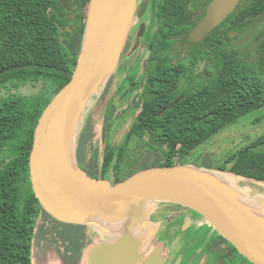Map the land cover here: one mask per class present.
Instances as JSON below:
<instances>
[{"label":"trees","instance_id":"obj_1","mask_svg":"<svg viewBox=\"0 0 264 264\" xmlns=\"http://www.w3.org/2000/svg\"><path fill=\"white\" fill-rule=\"evenodd\" d=\"M83 1L86 6L87 0ZM60 7L58 0H0V264H32L37 218L40 214L52 218L33 192L29 155L41 112L71 78L85 25L81 21L72 33L63 29L55 11ZM258 16L264 17V0H241L226 20L242 27ZM85 17L86 11L82 14ZM230 31L225 39L232 35ZM204 43L205 50L194 51L192 57L195 62L206 58L212 63L209 81L191 88L193 67L153 64L135 122L117 147L106 137L100 166L96 152L91 159L86 158L93 136L88 121L76 150L77 163L88 175L103 178L115 159L114 182L147 167L177 163L209 170L226 181L233 174L264 182V133L229 153L215 169L207 162L196 165L183 160L196 146L264 106L263 45L254 57L250 48L238 52L225 47L214 31ZM183 77L186 86L181 82ZM27 84L41 86L33 94L10 92ZM3 90L7 93L1 94ZM132 137L141 143L130 159L127 144ZM60 224L80 234L81 241L75 244L78 253L74 260H78L79 249L86 244L85 226Z\"/></svg>","mask_w":264,"mask_h":264},{"label":"water","instance_id":"obj_2","mask_svg":"<svg viewBox=\"0 0 264 264\" xmlns=\"http://www.w3.org/2000/svg\"><path fill=\"white\" fill-rule=\"evenodd\" d=\"M238 2L211 0L204 16L190 29L188 39L193 44L203 40ZM136 4L137 0H90L71 78L45 106L34 128L29 155L33 192L42 209L54 219L85 224L109 235H100L90 246L91 264H162L159 250L144 252L158 230V225L147 220L156 202L191 208L247 260L264 264V220L259 216L264 214V194L256 188H239L234 182L262 181L233 174L226 181L209 170L175 164L147 167L111 183L91 177L74 159L78 124L89 101H97L114 73ZM109 116L110 106L104 116L103 136ZM71 130L72 159L64 143L67 140L68 144ZM136 230L147 231V240L141 231L136 235ZM180 260L181 255L175 264Z\"/></svg>","mask_w":264,"mask_h":264},{"label":"flooded vegetation","instance_id":"obj_3","mask_svg":"<svg viewBox=\"0 0 264 264\" xmlns=\"http://www.w3.org/2000/svg\"><path fill=\"white\" fill-rule=\"evenodd\" d=\"M58 1L61 4V7L55 11L58 15H61H59V17L63 21V29L66 28L69 33H72L74 31V27L86 19V17L82 18V14L86 11L84 1ZM210 1L211 0H137L133 23L126 40L124 50L120 56L114 73L103 86L97 97V109L98 111H102L103 121L108 106H110V116L108 119L109 123L116 115L115 110L119 107V104H129L131 101L130 99L135 98L136 105L137 101L140 102V100L145 97L147 80L149 79L152 71L151 66L153 64H169L175 66L182 65L184 69H190L193 67L192 79L201 75L202 80L191 83V85H199L202 82L209 81L210 72L208 69L204 71L203 75L197 71L199 64H206L208 59L200 58L197 62H195L194 57H192V53L199 49L205 50L206 46L204 45V40L210 32L214 31L219 34L224 42L227 30L229 31L231 29V31H240L242 27L245 28L248 24H244L242 27L239 25L235 26L230 24L232 21H227L225 18L217 24L213 30H211L203 38V40L193 44L188 39L189 31L204 16ZM240 1L241 0H239L238 4ZM193 45H198V47L194 48ZM186 58H189L190 60L188 64L184 63ZM124 60L127 61H125L126 64L122 66ZM140 60L145 61L146 64L149 65L145 71L137 73V71L133 69V66ZM133 70L135 72H133ZM183 79L184 77L182 80ZM179 97L181 98L182 95ZM108 129L109 124H107L106 132ZM182 209L192 210L191 208L175 204V206H169V213H167L175 215L177 211H181ZM167 213H163L162 217ZM42 217L41 222L43 225H41L37 231H34V236L36 232L40 234L38 242L41 248L37 251V257L39 256L40 258L42 249H44L45 255H47L49 249H51L50 244H48L49 240L47 239L49 237L48 233L51 229L52 233L56 238H58L60 243L57 248L59 250H55L58 258L57 264H79L81 249H79V259H74L78 253V250L75 249V244L81 241L80 236H78L80 234L77 233V231H69L64 225L60 224L61 221L54 218L50 219L44 214ZM150 217L154 219L152 215ZM172 219H174V217L170 218L167 225H165V221L163 220L164 224L162 226H158L156 235L157 233H163L170 230L172 227ZM45 228H47V230ZM212 230L216 233V237L212 240V244L210 243V247L205 254H199L201 250H198L196 253L193 251L189 253V250L181 251L178 249H172L170 245L164 246V242L160 241V246H164V251H161V254L163 255L162 264H175L179 255H181V260L178 264H253L247 260L232 244L227 241L220 240L219 234L214 229ZM61 236H63V239L60 238ZM151 247L152 246L150 245L149 248H144L145 254H148L147 251ZM208 258L209 262L207 263L205 259Z\"/></svg>","mask_w":264,"mask_h":264},{"label":"rangeland","instance_id":"obj_4","mask_svg":"<svg viewBox=\"0 0 264 264\" xmlns=\"http://www.w3.org/2000/svg\"><path fill=\"white\" fill-rule=\"evenodd\" d=\"M90 0H87L86 8V15L88 11ZM86 21V19H85ZM84 21V22H85ZM76 29V26L74 27ZM84 29V28H83ZM231 36L228 39H225L223 42L225 47L234 48L238 52H243L246 48L251 49V56L257 57L258 47L263 45L264 47V17L258 16L253 21L248 23L245 28H242L240 31H230ZM83 35V33H82ZM256 36L258 38H256ZM82 38V37H81ZM182 54V53H181ZM143 55V54H142ZM181 56V55H180ZM124 60L123 65L126 63ZM189 58L184 60L185 64L189 63ZM129 62V61H128ZM149 64H146L145 61L140 60L133 66V69L140 73L145 71ZM208 69L210 74L213 73V66L212 63L207 60L205 63H200L197 67V71L203 75L204 71ZM133 70V72H135ZM198 80H202V76L195 77L191 83H195ZM184 85H187L186 79L182 80ZM200 85V84H199ZM199 85H191V88H194ZM40 84H36L35 86L32 85H24L20 87L18 90H10L12 93H20V94H33L40 89ZM5 90L1 91V94H6ZM129 104H119V107L115 110V116L110 120L109 129L107 132L102 134L101 136V129H102V111H98L97 109V101H89L87 109L84 113V116L80 120L78 124V129L76 133V140L75 145L79 143V137L82 138L84 135V130L86 125L89 122L92 124V131L93 136L92 139L89 141L86 158L91 159L93 152L97 153V165L100 166L102 162V155L104 151V145L107 137V141L117 147L118 145L124 142V138L126 134L129 132L131 126L135 122L136 117L138 116L141 110V102L137 101L136 99L132 98ZM264 133V106L258 109L253 110L252 112L246 114L245 116L239 118L235 123L226 126L218 133L207 139L205 142L196 146L191 154L186 156L183 160L186 162L194 163L196 165H203L205 162L212 164V168L214 165L221 163L226 156L238 150L239 148L243 147L244 145L251 142L255 139L258 135ZM106 134V135H105ZM108 134V135H107ZM146 138V137H145ZM140 140L137 137H132L128 142V154L130 155V159L134 157V153L137 152L140 146ZM127 160L129 159L127 156L125 157ZM77 161V155L74 158ZM129 159V160H130ZM115 161L113 159L104 174V179L109 180L111 183H114L115 174L112 169V164ZM178 161V160H176ZM93 162V160H92ZM94 163V162H93ZM178 164V163H177ZM230 166V163L227 164ZM124 169V168H123ZM215 169V168H214ZM237 187H247L248 189L256 188L260 190V193L264 194V182L262 183H254L252 180H237L234 181ZM156 207L151 214L154 219L149 217L147 220L154 224L162 226L165 221V225L169 223L171 217L172 219L171 229L165 231L163 233H157V235L152 238L151 248L147 251L148 254L151 252L159 250L164 251V246H171L172 249L178 250H189V253L193 251L194 253L198 252V250L205 254L207 253L210 243L212 244V240L216 237V233L213 232L212 228L204 222V220L197 214L195 211L190 209H182L181 211H177L175 215L168 214L169 213V206H175V203L171 202H156ZM173 204V205H172ZM154 206V205H153ZM168 206V207H167ZM149 207V206H148ZM168 212V213H167ZM176 212V211H174ZM163 213H167L165 216L162 217ZM48 214V213H47ZM42 215H40L36 222V229L37 231L43 223ZM261 219L264 220V214L259 215ZM52 217V216H51ZM53 218V217H52ZM51 218V219H52ZM164 220V221H163ZM46 227V226H45ZM47 230V228H45ZM50 229V228H48ZM97 231H100L99 229ZM141 231L144 236L145 240L148 238L147 231L145 230H136L135 234ZM49 237L47 238L48 244H50L51 249H49L48 254H44V249H42L40 258L37 257V251L40 250L41 246L39 245L38 237L40 234L38 232L35 233L33 238V245H32V264H57L58 258L56 256V251L58 250V245L60 244L58 238L52 233L51 229L49 231ZM137 235V234H136ZM98 233L93 232L87 236V241L93 242L96 238H98ZM46 239V240H47ZM41 240V239H40ZM160 241L164 242V246H160ZM148 243V241H146ZM56 250V251H55ZM205 258V257H204ZM206 262H209V258L205 259Z\"/></svg>","mask_w":264,"mask_h":264},{"label":"crops","instance_id":"obj_5","mask_svg":"<svg viewBox=\"0 0 264 264\" xmlns=\"http://www.w3.org/2000/svg\"><path fill=\"white\" fill-rule=\"evenodd\" d=\"M80 225L85 226L84 231H85V237H86V244L84 247H81V257H80L79 264H91L89 257H88V253H89L90 246H92L94 244V241L93 242H89V241L87 242V236H89V234L93 233V232H97L98 236L101 235V236L108 237L109 235L104 234V233L100 234L96 229H94L90 226H87L85 224H80ZM31 254H32V249H31ZM31 260H32V257H31Z\"/></svg>","mask_w":264,"mask_h":264},{"label":"bare ground","instance_id":"obj_6","mask_svg":"<svg viewBox=\"0 0 264 264\" xmlns=\"http://www.w3.org/2000/svg\"><path fill=\"white\" fill-rule=\"evenodd\" d=\"M74 125H75V122H74V124L72 126V130L74 128ZM72 130H71V136H70V139L68 141V144H67V140H64L65 146L68 147V150H67L68 155H69V152H70V159H72V154H73L72 153V151H73ZM97 218H99V217H97Z\"/></svg>","mask_w":264,"mask_h":264}]
</instances>
